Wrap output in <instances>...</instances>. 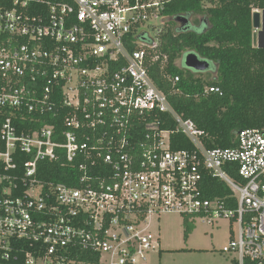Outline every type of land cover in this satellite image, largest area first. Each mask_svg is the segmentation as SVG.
Listing matches in <instances>:
<instances>
[{
    "label": "built area",
    "instance_id": "built-area-1",
    "mask_svg": "<svg viewBox=\"0 0 264 264\" xmlns=\"http://www.w3.org/2000/svg\"><path fill=\"white\" fill-rule=\"evenodd\" d=\"M171 1L0 0V264H143L165 214L228 222L221 251L264 264V132L207 149L150 77ZM43 161L75 174L42 180ZM208 178L228 193L205 197Z\"/></svg>",
    "mask_w": 264,
    "mask_h": 264
},
{
    "label": "trees",
    "instance_id": "trees-1",
    "mask_svg": "<svg viewBox=\"0 0 264 264\" xmlns=\"http://www.w3.org/2000/svg\"><path fill=\"white\" fill-rule=\"evenodd\" d=\"M204 0H173L164 11V28L159 47L167 55V65L150 69L156 88L167 98L175 113L194 122L203 131V144L207 149H227L235 146L236 133L244 129L264 132V44L254 45L256 34L252 27V10L264 12V0H213L209 7ZM198 15V24L171 28L169 20L175 17ZM264 36L259 33V39ZM192 53L209 64L207 71L197 73L185 68L186 54ZM183 59V60H182ZM182 60V61H180ZM180 62L178 66L177 62ZM205 73L214 74L207 78ZM178 77L172 84L168 78ZM205 87L218 88L220 94H203ZM163 128H172L168 116ZM48 119V120H46ZM46 123L61 126V117L54 120L44 117ZM31 127L37 128L31 123ZM42 124V123H41ZM190 142L182 135L172 137V148L189 149ZM21 159V158H20ZM75 171L59 163L43 161L38 177L57 183L69 182ZM205 197H223L228 190L217 180H206ZM184 237L193 230V224L183 221Z\"/></svg>",
    "mask_w": 264,
    "mask_h": 264
},
{
    "label": "rangeland",
    "instance_id": "rangeland-1",
    "mask_svg": "<svg viewBox=\"0 0 264 264\" xmlns=\"http://www.w3.org/2000/svg\"><path fill=\"white\" fill-rule=\"evenodd\" d=\"M206 7L208 5H205ZM261 16V15H260ZM199 16L189 18L190 25L198 24ZM169 26L173 29L177 25L174 21ZM158 24V21L155 22ZM261 29V28H260ZM256 30V35L259 31ZM257 40V39H256ZM260 39H258L259 41ZM264 44V36L261 38ZM183 60V59H182ZM180 60V61H182ZM178 66L180 62L176 61ZM207 78H213L214 74L205 73ZM183 216L172 214L163 215L159 222L154 223L159 237L158 249L152 252L143 264H235L233 255L223 253V246L228 243L230 226L226 221H218L209 225L200 221L193 224L191 233L184 237Z\"/></svg>",
    "mask_w": 264,
    "mask_h": 264
},
{
    "label": "water",
    "instance_id": "water-1",
    "mask_svg": "<svg viewBox=\"0 0 264 264\" xmlns=\"http://www.w3.org/2000/svg\"><path fill=\"white\" fill-rule=\"evenodd\" d=\"M263 16H264V12H261V13L254 12L252 14V27L254 30H259L261 28L260 29L261 31H259V33L263 31V21H262ZM169 21L177 22L180 25H186L189 22V20L183 16L176 17ZM252 41H253V44L255 45L256 44V34L253 35ZM183 64L185 68L192 70L194 72H197V73L205 72L209 68V64L207 62L198 59V57L192 53L186 54L183 60Z\"/></svg>",
    "mask_w": 264,
    "mask_h": 264
},
{
    "label": "crops",
    "instance_id": "crops-1",
    "mask_svg": "<svg viewBox=\"0 0 264 264\" xmlns=\"http://www.w3.org/2000/svg\"><path fill=\"white\" fill-rule=\"evenodd\" d=\"M257 12L261 13V11H259V10H258ZM262 21H263V19H262ZM176 23H177V22H176ZM177 24H179V23H177ZM256 39H257V40H256V43L258 42V44H259V43L261 42V38H260V40L258 41V39H259V34L256 35ZM158 222H159V221H158ZM182 223H183V219H182ZM157 227H158V226L156 225V229H157ZM157 232H158V231H157Z\"/></svg>",
    "mask_w": 264,
    "mask_h": 264
}]
</instances>
